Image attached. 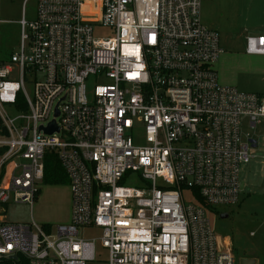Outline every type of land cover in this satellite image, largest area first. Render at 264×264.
I'll return each mask as SVG.
<instances>
[{"label":"built area","instance_id":"built-area-1","mask_svg":"<svg viewBox=\"0 0 264 264\" xmlns=\"http://www.w3.org/2000/svg\"><path fill=\"white\" fill-rule=\"evenodd\" d=\"M203 1L37 0L33 20L23 12L19 50L0 63V206L34 204L53 152L71 219L0 218V264H93L98 248L107 264H236L209 212L240 202L255 148L243 125L264 118V94L220 84ZM246 43L264 56V32ZM130 174L141 186L122 184ZM89 227L98 239L80 237Z\"/></svg>","mask_w":264,"mask_h":264},{"label":"rangeland","instance_id":"rangeland-1","mask_svg":"<svg viewBox=\"0 0 264 264\" xmlns=\"http://www.w3.org/2000/svg\"><path fill=\"white\" fill-rule=\"evenodd\" d=\"M36 9L37 0H0V63L19 50V21L23 12L30 21L36 16ZM201 12L203 22L220 32L224 55L214 64L220 84L237 87L243 92L264 94V56L246 53L247 36L264 32V0H206ZM95 33L107 36L109 31L96 29ZM93 85L91 81L89 87ZM243 133L244 137L249 134L257 140L258 146L251 150L250 162L241 168V181L245 186L240 202L217 208L220 214L209 212V217L216 234L232 242L236 264H241L242 258L250 259L252 264H264V118L255 128L245 120ZM122 184L139 187L142 182L136 174H130ZM39 185L40 193L32 206L4 204L0 206V218L16 224L35 221L42 225H57L64 222L72 204L69 182L53 186L40 181ZM2 186H6V182ZM224 213L228 214L227 218L222 217ZM79 235L84 239H98L100 229H81ZM98 251L97 261L93 264H107L106 251L102 248Z\"/></svg>","mask_w":264,"mask_h":264},{"label":"trees","instance_id":"trees-1","mask_svg":"<svg viewBox=\"0 0 264 264\" xmlns=\"http://www.w3.org/2000/svg\"><path fill=\"white\" fill-rule=\"evenodd\" d=\"M43 181L46 185L66 184L68 182V176L57 155L53 152H47L45 155V174Z\"/></svg>","mask_w":264,"mask_h":264},{"label":"water","instance_id":"water-1","mask_svg":"<svg viewBox=\"0 0 264 264\" xmlns=\"http://www.w3.org/2000/svg\"><path fill=\"white\" fill-rule=\"evenodd\" d=\"M56 130V127H54L53 125L48 129V132L49 133H53L54 131ZM254 144V147H257V140L255 139H252L251 140ZM222 217L223 218H227L228 217V214L227 213H224L222 214ZM241 264H252V261L250 259H247V258H242L241 259Z\"/></svg>","mask_w":264,"mask_h":264},{"label":"crops","instance_id":"crops-1","mask_svg":"<svg viewBox=\"0 0 264 264\" xmlns=\"http://www.w3.org/2000/svg\"><path fill=\"white\" fill-rule=\"evenodd\" d=\"M22 1H26V0H22ZM207 25V24H206ZM209 26V25H208ZM210 27H212V28H215V27H213V26H210ZM215 29H217V28H215ZM218 30V29H217ZM219 34H220V32H219ZM221 47V46H220ZM222 49V48H221ZM247 53V52H246ZM248 54V53H247ZM221 55H224V50L222 49V53H221ZM221 55H220V57L219 58H221ZM224 60V56L222 57V61ZM219 80V79H218ZM53 186H56V185H53ZM72 205V204H71ZM70 219H71V206H70V210H69V214L64 218V222H62V223H68L69 221H70Z\"/></svg>","mask_w":264,"mask_h":264}]
</instances>
